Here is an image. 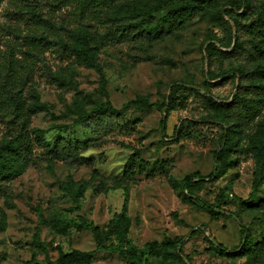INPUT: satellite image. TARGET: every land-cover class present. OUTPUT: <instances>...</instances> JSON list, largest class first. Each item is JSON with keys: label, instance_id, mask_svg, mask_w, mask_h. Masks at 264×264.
<instances>
[{"label": "rangeland", "instance_id": "obj_1", "mask_svg": "<svg viewBox=\"0 0 264 264\" xmlns=\"http://www.w3.org/2000/svg\"><path fill=\"white\" fill-rule=\"evenodd\" d=\"M122 1L130 7L138 0ZM31 8L54 25L83 27L71 1L0 0L1 54L27 49L21 36L41 27ZM233 37L232 19L216 21L206 14L138 48L124 45V55L90 42L96 68L45 51L43 63H35L31 86L46 110L32 115L30 129L41 131L48 144L57 136H89L76 113L104 100L102 84L117 110L136 99L169 106L126 111L125 126L115 135L126 146L111 143L88 150L84 156L93 159L91 166L70 169L39 160L42 147L34 140L35 162L0 194V264L40 262L46 256L54 261L58 250L93 252L91 264H264V208L257 205L264 198V151L256 146L257 138H264V106L253 120L226 118L224 108L233 99L237 79L207 78L206 48L213 44L228 51ZM196 95L209 98L211 105ZM223 134L229 138L223 140ZM3 143L0 134V147ZM253 146L240 156L239 166L229 164L233 156L227 148ZM224 150L223 168L214 174L216 154ZM131 157L153 165V172L138 163L128 170ZM193 173L202 181L192 187V197L202 203L189 205L181 200L187 192L173 183ZM254 183L258 188L251 194ZM125 192L131 224L122 253L112 239L100 250L91 233L76 227L108 226L121 211ZM242 229L248 246L240 250ZM164 238H180L183 246L164 244L152 254L144 246Z\"/></svg>", "mask_w": 264, "mask_h": 264}, {"label": "trees", "instance_id": "obj_2", "mask_svg": "<svg viewBox=\"0 0 264 264\" xmlns=\"http://www.w3.org/2000/svg\"><path fill=\"white\" fill-rule=\"evenodd\" d=\"M67 1L75 3L82 28L68 29L63 25H54L31 8L30 15L41 27L21 36L27 49L18 50L17 54L12 48L0 53V134L4 137L0 147V194L7 191L11 182L26 166L35 162V141L42 147L39 160L61 162L70 169L91 166L93 159L84 156L88 150L101 149L111 143L126 146L123 141L115 138L125 126L126 111H163L169 106L136 99L117 110L111 105L102 84L100 91L104 100L92 103L87 111L76 113L77 123L89 136L81 140L57 136L48 144L41 131L30 129L32 115L46 110L31 84L35 63H43L42 55L47 50L60 59L74 57L85 66L96 68L97 58L90 48V42H97L101 47L113 46L118 54L124 55V45L134 44L138 48L146 41L180 28L190 19L195 20L208 14L216 21H221L223 16H227L234 21L233 43L228 51H219L213 44L208 45L207 78L213 80L235 75L237 79L233 99L224 108L226 118L246 122L253 120L262 111L264 84L260 79H264V0H138L131 3L130 7H125L122 0ZM46 25L54 34L47 31ZM198 97L206 106L211 105L209 98L202 95ZM175 100L176 97H173L172 101ZM222 136L223 140L229 138L226 134ZM257 140L259 145L256 146L264 151V144L261 145L264 138L259 137ZM253 150L254 146L248 150L227 148V152L233 156L229 164L239 166L240 156ZM226 156V150L216 154L217 167L213 170L214 174L223 168L219 164L224 162ZM136 163L138 166H147L150 174L154 170L153 165L148 166L142 160H134L132 157L126 163V168L130 170ZM199 178L198 173H193L173 183L174 188L187 192L182 202L189 205L202 203L199 197H192V187L202 181ZM257 188L258 185L254 183L251 194ZM127 197L125 192L121 211L113 214L108 226L82 223L76 227L77 231L91 233L100 250H106V242L112 239L117 244L116 250L122 253V244L131 224L127 214ZM257 205L264 208V198ZM242 231L240 238L243 244L240 250L248 246ZM164 244L181 247L183 240L164 238L160 243L153 241L144 246L152 254ZM216 250L221 251V246L218 245ZM93 260V252L58 250L54 261L46 256L43 261L32 259L28 264H91Z\"/></svg>", "mask_w": 264, "mask_h": 264}]
</instances>
